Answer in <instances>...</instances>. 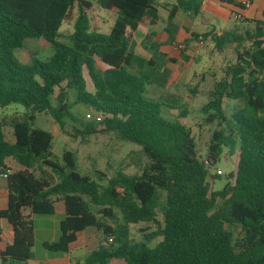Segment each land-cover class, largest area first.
I'll list each match as a JSON object with an SVG mask.
<instances>
[{
	"label": "trees",
	"instance_id": "16d2710c",
	"mask_svg": "<svg viewBox=\"0 0 264 264\" xmlns=\"http://www.w3.org/2000/svg\"><path fill=\"white\" fill-rule=\"evenodd\" d=\"M202 1L177 0L169 16L178 9L197 14ZM97 11L114 12L107 35L99 33ZM72 12L66 42L59 41ZM157 21L155 0H0V108L16 104L28 111L0 120V174H6L7 192L0 221L12 229L0 264L32 259V217L53 215L57 203L64 211L59 236L43 248L66 253L78 233L93 228L100 244L81 264H264V20L242 19L251 31L202 34L220 53L233 44L236 55L201 109L205 124L216 123L204 160L196 156L190 129L168 119L164 103L145 97L148 86L166 85L160 66L167 59L173 62L161 52L158 62L133 50L137 30ZM27 39L52 46L46 62L33 58L23 65L13 58ZM97 60L103 70L97 69ZM189 91L197 94L195 87ZM225 100L239 103L228 107L230 117L224 114ZM74 106L101 115L102 122L73 118ZM35 114L49 115L59 130L72 122L73 137L81 140L113 134L137 146L146 163L139 174L119 170L101 185L105 175L80 173L69 150L62 153L61 166L50 160L53 136L32 127ZM185 116L181 110L179 118ZM4 126L11 127L13 143L5 141ZM233 154L226 184L213 191L220 175H211L210 169ZM6 159L21 170L6 168ZM141 223L156 225L142 237L160 239L152 248L130 238V226ZM235 226L238 236L231 231Z\"/></svg>",
	"mask_w": 264,
	"mask_h": 264
},
{
	"label": "rangeland",
	"instance_id": "374dc122",
	"mask_svg": "<svg viewBox=\"0 0 264 264\" xmlns=\"http://www.w3.org/2000/svg\"><path fill=\"white\" fill-rule=\"evenodd\" d=\"M155 4L160 16L159 21L153 27V30L160 29L163 26V22H168L167 18L176 5L174 0H155ZM164 5H169L165 8ZM75 12H72V16L64 22L61 29V38L59 41L66 42L68 32L71 30L72 19ZM97 14L102 18V24L100 25L99 33L107 35L115 21V15L113 11H97ZM232 22L235 24V15H232ZM163 21V22H162ZM203 23V24H202ZM244 30L251 31L252 25L245 24ZM238 25V24H237ZM207 27H215L216 29H222L223 20L219 17H211L210 15L201 17L197 16L194 20L193 29L203 30ZM236 27V26H235ZM234 27V28H235ZM206 45L201 50V54L198 57H191L185 54H181L178 59L170 62L168 59L164 61L160 66V70L166 75L167 83L163 88H156L154 86H148L146 88L145 97L147 99L164 103L168 108L163 109L168 119L176 120L190 129L191 135L196 145V156L200 160H204L207 154V148L210 142L211 133L216 129V123L205 124V115L201 109L209 100V93L214 87V83L218 81L224 75V70L228 69L235 62V46L233 44L227 45L223 52H217L213 48V42L206 38ZM247 44H245V47ZM133 49L138 55L144 59L149 57L157 58L158 62L161 61L159 48L147 50L143 49V28L139 29L133 39ZM52 46L42 39H27L24 42V47L13 51V58L23 65H29L33 58H36L42 62H46L52 55ZM96 67L98 70H103L104 67L99 61H96ZM197 88V94L190 93L191 88ZM88 91L91 88L88 85ZM238 102L225 100L224 102V114L230 117L229 106L238 107ZM180 109V110H179ZM181 110L186 111V116L183 119L179 118V112ZM72 117L84 122H93L86 118V115H93V111L88 110L85 106H74L71 110ZM28 111L20 105L11 104L5 108H0V120H8L12 117H22ZM85 120V121H84ZM74 124L68 121L67 126L63 129L55 131L53 120L46 114H35L32 127L34 129L44 130L52 134V146L50 160L55 164L62 165V153L66 150L73 152L77 158V169L80 173L86 175H93L97 178L94 171L101 172L105 175V178H101L99 183L106 185L107 180L112 178L117 171H122L124 174L132 176L139 174L142 167L146 163L145 157L141 154L139 148L130 143H125L118 140L113 134H95L86 139H80L79 137H73V131L71 126ZM101 128L98 126V129ZM3 134L5 141L13 143L14 138L12 135V129L9 126L3 127ZM227 151L225 150V153ZM226 161L223 157L210 169L211 175H215L216 170L221 172V175L216 178L212 183L213 191H220L226 184L228 174L233 170L232 166L235 160V154L226 155ZM5 167L11 169L19 168V166L11 159H6L3 162ZM36 172V171H35ZM87 200L86 197H83ZM60 207V203L55 205V209ZM42 218V217H38ZM156 220L161 223L162 216L160 212L157 213ZM43 225L36 224L37 233H40V229ZM154 224H138L130 226V238L132 241H142L148 248H152L159 242V238L146 242L142 239L144 234L154 232L156 229ZM87 230H92L87 229ZM139 230H147L145 233H140ZM235 236L240 233V227L235 226L231 228ZM89 232V231H87ZM95 249V248H94ZM38 251L35 252V259H42L40 252L42 249L38 247ZM93 248L80 249L73 258L83 257L87 255V251H92ZM43 252V251H42Z\"/></svg>",
	"mask_w": 264,
	"mask_h": 264
},
{
	"label": "crops",
	"instance_id": "0c3cea01",
	"mask_svg": "<svg viewBox=\"0 0 264 264\" xmlns=\"http://www.w3.org/2000/svg\"><path fill=\"white\" fill-rule=\"evenodd\" d=\"M177 5V0H174ZM232 1L241 6L242 2H249L250 7L247 10H244L242 7H236L229 4L226 0H203L200 4V9L197 14L193 11L184 12L182 10H177L174 13L173 17L168 15V22L165 24L163 21V26L160 29L153 30L151 27H140L143 28V49L148 50L152 49L155 46H158L161 53L166 54V58L176 60L181 54L194 57L193 56V41L194 39L204 33L209 32L210 34L220 35L224 31H239L242 32L245 28L243 21H238L236 19L235 24L232 22V15L241 14L244 19L247 20H264V0H228ZM157 7V6H156ZM165 8L169 5H164ZM219 17L223 20L222 29H216L215 27H207L203 30H194L193 24L197 16H200L201 19L204 16ZM160 16L158 14V21ZM157 21V22H158ZM203 24V23H202ZM238 24V25H237ZM236 26V27H235ZM235 27V28H234ZM138 29V30H139ZM137 30V32H138ZM136 32V33H137ZM196 35L192 37V35ZM136 35V34H135ZM134 35V36H135ZM134 39V38H133ZM211 40V38L209 37ZM205 45L207 43L206 39ZM183 43L185 45V50L179 54H174L171 51V46L174 43ZM133 43V41H132ZM134 50V49H133ZM135 54L136 51L134 50ZM201 54V53H200ZM199 54V55H200ZM198 55V56H199ZM140 56V55H138ZM195 56V57H198ZM141 57V56H140ZM143 58V57H142ZM149 57L148 59H150ZM144 59V58H143ZM145 59V60H148ZM98 61V60H97ZM102 65V64H101ZM103 66V65H102ZM104 67V66H103ZM55 125V124H54ZM57 126H55V131L57 132ZM4 165V164H3ZM8 168V167H6ZM11 171H19L21 167L16 169L8 168ZM36 171V172H35ZM34 174L38 175L37 170H34ZM7 192H6V183L5 180L0 177V210L6 208L7 203ZM42 217V218H38ZM64 217V211L62 207L55 209L53 215L50 216H33V257L31 260L27 261L24 264H81L83 257L73 258L78 250L84 248L90 250V248L96 249L100 244V235L99 233L91 228L92 230H84L76 235V240L69 245L68 251L66 253L61 252H49L43 248L44 243L54 242L58 239L59 236V224ZM43 225V228L40 229V233H37L36 224ZM90 229V228H88ZM89 231V232H87ZM12 229L11 226L5 220L0 221V252L3 251L8 245L11 244ZM38 247L41 250L40 255L42 259H35V252H37ZM43 251V252H42ZM90 251H87V254Z\"/></svg>",
	"mask_w": 264,
	"mask_h": 264
},
{
	"label": "built area",
	"instance_id": "2783aa9c",
	"mask_svg": "<svg viewBox=\"0 0 264 264\" xmlns=\"http://www.w3.org/2000/svg\"><path fill=\"white\" fill-rule=\"evenodd\" d=\"M241 6L244 10H247L250 7V4H249V2L245 1V2H242ZM235 19L238 21H241L243 19V17L241 14H235ZM204 47H205V40H204L203 36H201V35L197 36L193 41V56H198ZM184 50H185V45L183 43L177 42V43L172 44V46H171V51L174 54H179L180 52H182ZM86 118L92 120L95 123H100L103 120V117L99 114H93L92 116L86 115ZM216 173L218 175H221V172L219 170H217ZM0 177L2 179H5L6 174L2 173V174H0ZM108 241H110V239Z\"/></svg>",
	"mask_w": 264,
	"mask_h": 264
}]
</instances>
